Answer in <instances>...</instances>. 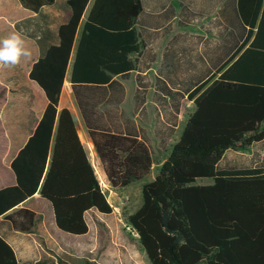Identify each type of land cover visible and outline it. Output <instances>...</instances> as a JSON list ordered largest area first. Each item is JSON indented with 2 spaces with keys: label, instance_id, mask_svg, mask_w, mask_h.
<instances>
[{
  "label": "trees",
  "instance_id": "1",
  "mask_svg": "<svg viewBox=\"0 0 264 264\" xmlns=\"http://www.w3.org/2000/svg\"><path fill=\"white\" fill-rule=\"evenodd\" d=\"M19 2L40 15L57 1ZM65 5V21L55 35L46 31L35 38L15 25L41 48L29 79L47 100L34 133L10 164L15 185L0 189V216L26 234L33 233L36 213L23 207L6 213L37 192L50 204L56 228L68 235L88 232L86 212L112 213L73 116L66 108L58 112V101L72 55L70 83L103 86L133 71L132 55L144 48L136 30L140 0H66ZM237 10L247 27L245 39L188 95L195 110L181 138L154 179L143 184L141 205L124 219L149 264H264V169L216 168L226 150L246 151L264 139V0H238ZM52 36L58 43L44 47ZM89 134L112 188L150 173L153 161L144 142L98 130ZM73 150L81 165L74 176L65 169ZM204 178L212 183L196 184ZM0 264H18L1 237Z\"/></svg>",
  "mask_w": 264,
  "mask_h": 264
},
{
  "label": "crops",
  "instance_id": "2",
  "mask_svg": "<svg viewBox=\"0 0 264 264\" xmlns=\"http://www.w3.org/2000/svg\"><path fill=\"white\" fill-rule=\"evenodd\" d=\"M237 1L140 0L142 11L136 20V30L144 48L132 55L136 60L133 71L114 76L103 86L72 85V55L57 110L66 108L71 112L86 158L112 201L107 199L112 213L102 215L92 209L85 213L88 232L82 236L68 235L56 228L50 204L40 198L39 192L35 193L6 213L22 207L35 212L38 219L33 233L14 230L5 215L0 216V237L13 249L18 264L123 261L116 249L109 251L110 257L98 258V249L109 246V237L113 235L109 219H121L120 206L132 196L139 197L140 185L133 186L132 182L116 189L109 185L89 131L109 132L144 142L153 161L149 174L155 177L195 110L188 95L208 80L246 37L247 27L238 15ZM37 15L23 8L19 0H0V39L18 31L16 24ZM64 21L62 18L50 31L55 35ZM22 35L31 50V58L23 59L15 67H0V189L15 185L10 164L34 133L47 104L42 90L29 79L41 48L35 38ZM57 43L52 36L43 44L47 47ZM79 158V152L73 150L70 164L65 165L73 176L80 173ZM216 168L264 169V139L246 151L226 150ZM145 177L135 182L143 186ZM120 252L127 253L126 247Z\"/></svg>",
  "mask_w": 264,
  "mask_h": 264
},
{
  "label": "rangeland",
  "instance_id": "3",
  "mask_svg": "<svg viewBox=\"0 0 264 264\" xmlns=\"http://www.w3.org/2000/svg\"><path fill=\"white\" fill-rule=\"evenodd\" d=\"M90 5L88 6V8ZM65 0H57V3L53 6H48L44 8L41 12V14L37 15L36 17L28 20H24L20 22L21 29L28 33L29 35H32L33 37H43L46 31H50V29L61 22L62 18H64L65 15ZM86 14L84 15L83 19H85ZM40 39V38H39ZM38 39V40H39ZM43 39V38H42ZM151 176V177H150ZM154 174L152 173L147 175L145 177L146 182H149L153 180ZM99 179V175H98ZM100 181V180H99ZM212 183L211 179L204 178L199 179L196 181V184L201 185H209ZM100 184L102 186V189L106 195V199L108 201L112 202L111 199L109 200L108 193L105 190L104 186L102 185V182L100 181ZM140 185V191H139V197L132 196L130 200H128L126 203H123L121 205V219H109V227L113 230V235L110 236V240L107 243V247L100 246L98 249V258L103 257H110L109 251H114L115 249L118 251V257L120 256L123 260L122 262L119 261V264H149L145 253L142 251L139 242H138V236L134 235L133 230H131L129 227L125 224V217L136 210L142 202V195H141V189L142 184L141 182H134L133 186ZM138 198V199H137ZM138 200V201H136ZM137 203V204H136ZM124 246V247H122ZM126 247L127 253H121L120 249L124 250ZM104 249V251H102ZM108 250V251H106ZM114 259L118 257L114 256ZM115 263V262H112ZM111 263V264H112ZM109 264V263H108Z\"/></svg>",
  "mask_w": 264,
  "mask_h": 264
},
{
  "label": "clouds",
  "instance_id": "4",
  "mask_svg": "<svg viewBox=\"0 0 264 264\" xmlns=\"http://www.w3.org/2000/svg\"><path fill=\"white\" fill-rule=\"evenodd\" d=\"M31 55L21 32L16 31L0 39V67H15L23 59H30Z\"/></svg>",
  "mask_w": 264,
  "mask_h": 264
},
{
  "label": "built area",
  "instance_id": "5",
  "mask_svg": "<svg viewBox=\"0 0 264 264\" xmlns=\"http://www.w3.org/2000/svg\"><path fill=\"white\" fill-rule=\"evenodd\" d=\"M134 232V231H133ZM134 235H137L135 232H134Z\"/></svg>",
  "mask_w": 264,
  "mask_h": 264
}]
</instances>
